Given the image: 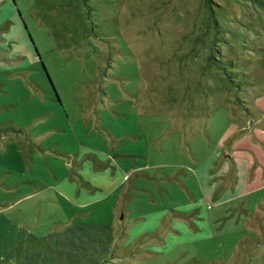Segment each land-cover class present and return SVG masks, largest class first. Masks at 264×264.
Masks as SVG:
<instances>
[{
  "label": "rangeland",
  "instance_id": "374dc122",
  "mask_svg": "<svg viewBox=\"0 0 264 264\" xmlns=\"http://www.w3.org/2000/svg\"><path fill=\"white\" fill-rule=\"evenodd\" d=\"M259 1L0 0V264H264Z\"/></svg>",
  "mask_w": 264,
  "mask_h": 264
},
{
  "label": "crops",
  "instance_id": "0c3cea01",
  "mask_svg": "<svg viewBox=\"0 0 264 264\" xmlns=\"http://www.w3.org/2000/svg\"><path fill=\"white\" fill-rule=\"evenodd\" d=\"M253 132H255L253 130ZM257 134V133H256ZM264 135V133H263ZM263 135H258L260 138ZM246 138V137H245ZM250 140V139H248ZM262 140V139H261ZM264 141L262 140L261 143ZM255 145V144H254ZM241 150L245 151H250L253 155L254 161H256V164L252 160L251 155H249L248 159H244L245 157L243 156H238L237 153H233V151L239 150V148H230V152L226 153L223 151V155H218L216 158L213 160H210V157L208 158H197L195 156V163H196V168H195V173L197 175V179L200 183L201 186L204 185H209L214 182H212L211 179L209 178V173L213 172H224L226 170H229L231 173V177H233V183L236 185L239 182V178L242 179V181L247 182L249 181V178H252L255 173L261 174V170L263 169L264 171V151H261V149L255 145V147H242L240 148ZM247 160L244 161L245 167H243V172L238 173V168H237V163L242 160ZM232 166L230 165V163ZM223 178L225 176H218L215 177V180ZM219 185V183H218ZM226 191V189H225Z\"/></svg>",
  "mask_w": 264,
  "mask_h": 264
},
{
  "label": "trees",
  "instance_id": "16d2710c",
  "mask_svg": "<svg viewBox=\"0 0 264 264\" xmlns=\"http://www.w3.org/2000/svg\"><path fill=\"white\" fill-rule=\"evenodd\" d=\"M254 1H256V0H254ZM263 1H264V0H260L259 2L262 4V3H263ZM243 102H245V101H243ZM243 102H241L240 104H241V105H243V104H244ZM242 109H243V110H247V108H246V107H243Z\"/></svg>",
  "mask_w": 264,
  "mask_h": 264
}]
</instances>
